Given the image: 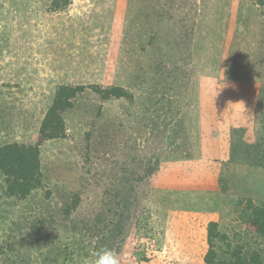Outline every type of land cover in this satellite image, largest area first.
<instances>
[{
    "label": "rangeland",
    "instance_id": "374dc122",
    "mask_svg": "<svg viewBox=\"0 0 264 264\" xmlns=\"http://www.w3.org/2000/svg\"><path fill=\"white\" fill-rule=\"evenodd\" d=\"M6 145L0 264H264V0H0Z\"/></svg>",
    "mask_w": 264,
    "mask_h": 264
},
{
    "label": "trees",
    "instance_id": "16d2710c",
    "mask_svg": "<svg viewBox=\"0 0 264 264\" xmlns=\"http://www.w3.org/2000/svg\"><path fill=\"white\" fill-rule=\"evenodd\" d=\"M73 96H74V92H72V90L71 92L70 91L68 92L67 87L60 89V91L58 92L55 102L53 106L50 108L49 114L45 122L46 123L45 126L50 127V130L48 129L47 133L43 131L46 137H58L63 133L64 131L63 126L50 124L49 120L51 119L49 118H52L53 116H57V118H59V123H61L62 125L63 122L62 117L58 112L62 111L64 108L71 106L70 98ZM14 146L17 145H6L4 148L0 150V167L6 169V171H8V174L14 172L16 178L23 179L20 185H24V183L30 182V179L33 177L36 169L39 167L37 150L32 147H25L22 150H20L18 149V147H14ZM13 148L15 151H13ZM213 230L216 231L215 228H213ZM211 253L214 254V249L211 251ZM206 262L208 264H221L215 262L214 260H211L209 257H206ZM237 264H255V263H251L249 261L244 260L242 262H238Z\"/></svg>",
    "mask_w": 264,
    "mask_h": 264
},
{
    "label": "clouds",
    "instance_id": "9594fccd",
    "mask_svg": "<svg viewBox=\"0 0 264 264\" xmlns=\"http://www.w3.org/2000/svg\"><path fill=\"white\" fill-rule=\"evenodd\" d=\"M92 264H121V261L114 250L104 248L94 254Z\"/></svg>",
    "mask_w": 264,
    "mask_h": 264
}]
</instances>
